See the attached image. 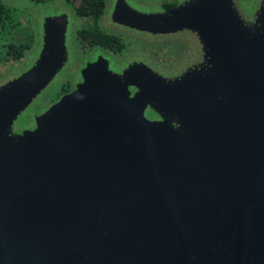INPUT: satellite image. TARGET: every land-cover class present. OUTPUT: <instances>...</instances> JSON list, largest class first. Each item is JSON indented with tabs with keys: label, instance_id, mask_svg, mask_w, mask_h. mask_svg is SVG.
Wrapping results in <instances>:
<instances>
[{
	"label": "water",
	"instance_id": "obj_1",
	"mask_svg": "<svg viewBox=\"0 0 264 264\" xmlns=\"http://www.w3.org/2000/svg\"><path fill=\"white\" fill-rule=\"evenodd\" d=\"M0 2L34 31L0 65V264H264V0H106L121 54Z\"/></svg>",
	"mask_w": 264,
	"mask_h": 264
},
{
	"label": "trees",
	"instance_id": "obj_2",
	"mask_svg": "<svg viewBox=\"0 0 264 264\" xmlns=\"http://www.w3.org/2000/svg\"><path fill=\"white\" fill-rule=\"evenodd\" d=\"M35 3H45L46 0H32ZM54 1V0H49ZM80 16L82 26L78 32V40L82 50L89 51L103 48L114 54L123 53L128 46L126 40L115 34L106 33L99 26L106 0H66ZM21 15V16H19ZM28 26L20 11L2 5L0 2V64L15 62L22 58L23 51L31 41L13 43L11 38L20 28ZM65 86L63 91H67Z\"/></svg>",
	"mask_w": 264,
	"mask_h": 264
},
{
	"label": "rangeland",
	"instance_id": "obj_3",
	"mask_svg": "<svg viewBox=\"0 0 264 264\" xmlns=\"http://www.w3.org/2000/svg\"><path fill=\"white\" fill-rule=\"evenodd\" d=\"M48 2H50V1L46 0L45 3H41V5L42 4H48ZM30 5H32L31 4V0H30ZM13 9H15L16 11L25 10L26 13H27L28 19H29V21H28L29 25L28 26L26 25L25 27L20 28L19 32L15 33L14 37L11 38V42H13V43L20 42V41H23V42H25V41H29L30 42L31 41L30 45L24 51V52H26V51H28V50H30L32 48L33 41H34V31H33V27H32L31 21H30V17L28 15V7H24L22 9H20V8H13ZM21 13H22V16L25 18L24 13L23 12H21ZM19 16H21V15H19ZM127 43L129 44V49H132V44L129 43V42H127ZM20 63H21V60H18V61H15V62L2 63L0 65L7 64V65H12V66H17V64L19 65ZM66 84L67 83H65L63 86H61V88L55 94L54 100L57 99L62 94V92H64L63 88L65 87Z\"/></svg>",
	"mask_w": 264,
	"mask_h": 264
},
{
	"label": "flooded vegetation",
	"instance_id": "obj_4",
	"mask_svg": "<svg viewBox=\"0 0 264 264\" xmlns=\"http://www.w3.org/2000/svg\"><path fill=\"white\" fill-rule=\"evenodd\" d=\"M54 1H55V0H54ZM50 2H53V1H50ZM50 2H48V3H50ZM31 4H32V5H41V4H39V3H35V2H33L32 0H31ZM12 9H13V8H12ZM20 12H23L24 15H25V19L29 21L26 11H25V10H21ZM127 50H129V44H128L127 49H126L125 51H127ZM24 51H25V50H24ZM24 51H23V56H24ZM125 51H124V52H125ZM23 56H22V58L20 59L21 61H22V59H23ZM17 65H18V64H17ZM65 86H69V87H68V90H67V91H69V90H70V84L67 83ZM67 91H64V92H62V93H65V92H67Z\"/></svg>",
	"mask_w": 264,
	"mask_h": 264
}]
</instances>
